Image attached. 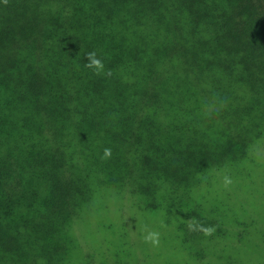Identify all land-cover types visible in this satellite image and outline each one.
I'll return each instance as SVG.
<instances>
[{
  "label": "trees",
  "instance_id": "1",
  "mask_svg": "<svg viewBox=\"0 0 264 264\" xmlns=\"http://www.w3.org/2000/svg\"><path fill=\"white\" fill-rule=\"evenodd\" d=\"M263 145L264 0H0V264H150L105 199L249 264L264 226L203 204Z\"/></svg>",
  "mask_w": 264,
  "mask_h": 264
},
{
  "label": "rangeland",
  "instance_id": "2",
  "mask_svg": "<svg viewBox=\"0 0 264 264\" xmlns=\"http://www.w3.org/2000/svg\"><path fill=\"white\" fill-rule=\"evenodd\" d=\"M261 151L263 152V158L259 161L250 162L247 166L241 165L240 167L227 169H231V173L227 177L229 182L222 185L221 189L209 187L210 195L206 205L203 204V209H206L207 206L214 207L211 215L223 220L229 227L235 226L240 222L241 217H245L250 222H253L258 230H263L264 145ZM233 169L240 173V177L242 178L241 183L239 182L235 186L230 182L232 180L231 174L234 171ZM219 179H221L220 176ZM101 214L107 215L102 216ZM145 215L148 214L145 213ZM149 215L144 216L138 208L133 205L130 206L129 202L125 203L123 200L113 201V199H105L93 211L90 224L92 226L97 225L99 220L109 217L114 222L115 229L113 228V231L120 230L122 233H125L124 237H122L123 240L133 238V235L134 237L138 235V247L145 252V256L150 264H198L196 258L199 257V254L202 256L200 263H205L203 260H211V257L215 258L216 261L224 263V261H231V258L237 255V253L230 249V245L218 243V241L212 245L211 241L203 237V235L198 236L194 242L185 244L184 248L182 243L180 244L179 236L175 233L173 227L175 223H168L163 219L159 220L154 218L153 215ZM135 223L136 230L133 233L132 227ZM224 226L226 225L222 224L220 228ZM88 234L92 239L94 238L92 230ZM87 239L88 241L90 240V238ZM83 246L85 254L89 253V245L83 244ZM104 248L101 249L104 250ZM246 248L247 250L240 257L244 258L249 264H264V241H252ZM131 250L132 246H128L120 251L119 258L123 263L127 262V255ZM113 251H115L114 247L107 250V253L111 254ZM78 253V257H83L80 252ZM136 253L137 251L134 250L131 261H128L129 264H147L146 259L142 255H140L143 258L142 260L138 257L137 261H134ZM107 264H118V262L112 259Z\"/></svg>",
  "mask_w": 264,
  "mask_h": 264
},
{
  "label": "clouds",
  "instance_id": "3",
  "mask_svg": "<svg viewBox=\"0 0 264 264\" xmlns=\"http://www.w3.org/2000/svg\"><path fill=\"white\" fill-rule=\"evenodd\" d=\"M89 58H90V61H91L89 66H93V65H95L97 67L100 66V61L95 58V54L94 53H90L89 54Z\"/></svg>",
  "mask_w": 264,
  "mask_h": 264
}]
</instances>
